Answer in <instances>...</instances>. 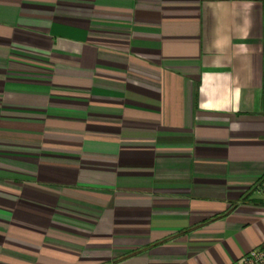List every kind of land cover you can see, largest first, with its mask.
<instances>
[{
    "label": "crops",
    "instance_id": "1",
    "mask_svg": "<svg viewBox=\"0 0 264 264\" xmlns=\"http://www.w3.org/2000/svg\"><path fill=\"white\" fill-rule=\"evenodd\" d=\"M256 247L264 0H0V264Z\"/></svg>",
    "mask_w": 264,
    "mask_h": 264
},
{
    "label": "built area",
    "instance_id": "2",
    "mask_svg": "<svg viewBox=\"0 0 264 264\" xmlns=\"http://www.w3.org/2000/svg\"><path fill=\"white\" fill-rule=\"evenodd\" d=\"M237 264H264V247L249 250Z\"/></svg>",
    "mask_w": 264,
    "mask_h": 264
}]
</instances>
